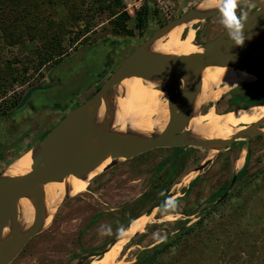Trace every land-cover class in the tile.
<instances>
[{
    "label": "rangeland",
    "instance_id": "1",
    "mask_svg": "<svg viewBox=\"0 0 264 264\" xmlns=\"http://www.w3.org/2000/svg\"><path fill=\"white\" fill-rule=\"evenodd\" d=\"M108 1L4 0V12L0 11V92H4V95L0 103L1 100L15 98L18 93L23 98L30 88L41 84L46 86L53 83L56 86L34 92L29 107H25L26 104L12 115L0 119V149L7 145L12 147L0 156V172L27 149L35 148L49 130L72 108L86 100L138 45L201 0H172L170 19L148 11L140 26L137 19L138 16H145L141 14L143 8L129 16L122 11L121 5L118 13L127 15L122 24L124 30L130 32L120 34L108 32L106 26L110 25V21L106 20L107 10L95 14V9L98 11L100 5ZM9 2L14 4L9 5ZM255 10L237 7V12H242L244 17ZM87 25L89 30L83 31ZM192 28L195 31L192 42L200 46L211 40L224 26L218 12L198 21ZM185 31L183 29L178 37L182 38ZM46 42L51 43L50 47L54 50L61 45L67 49V53L35 70L36 60L40 59L38 55L43 53ZM23 65L28 67L25 76L29 77V81L10 87L12 75L22 70ZM249 87V84H244L228 92L229 95L226 93L219 97L221 101H216L214 106L216 114H221L218 112L227 108L223 99L230 95L236 97L238 104H243L250 92ZM58 89L61 90L59 93L56 92ZM45 96H51L54 102L50 103ZM41 103L46 105L40 107ZM204 112L205 109H202L199 113ZM194 116L185 119L196 121ZM263 141L264 135L256 136L250 138L245 147L244 141L238 140L221 151L216 145L217 154L203 167L200 163L205 158L206 147L160 148L128 160L121 159L86 187L72 192L54 211L46 227L28 240L22 251L18 252L19 255L8 264H88L125 229L132 215L153 214V223L147 226L142 235L133 238L121 254L125 255L123 264H136L143 250L172 237L209 212L211 206L221 202H217L220 197L214 196L219 188L227 184L223 193L226 196L233 193L237 183L235 179L231 185V180L235 174L237 178L245 162L246 148L251 150L248 173L251 175L258 169H264ZM173 148L179 152H172L165 161L158 163ZM241 150L244 153L243 164L240 169H235L234 160ZM198 167L190 187L191 181L180 188L173 187L171 183L180 177L179 173L182 176ZM168 192L171 199L151 212L152 206ZM232 202L235 200L228 197L227 205ZM169 214L172 215L171 220L162 219ZM185 249L186 242H180L159 259L161 263L176 264L193 261V255L179 258ZM207 255L203 260L207 259ZM217 264L230 263L224 260Z\"/></svg>",
    "mask_w": 264,
    "mask_h": 264
},
{
    "label": "bare ground",
    "instance_id": "2",
    "mask_svg": "<svg viewBox=\"0 0 264 264\" xmlns=\"http://www.w3.org/2000/svg\"><path fill=\"white\" fill-rule=\"evenodd\" d=\"M262 3L264 0H256ZM219 0H201L195 6L197 12L213 11L218 7ZM198 19H192L184 23H175L165 28L158 37L141 49L143 57H181L203 52L201 46L193 43L194 30L192 26ZM183 29H186L182 38L178 37ZM195 29V28H194ZM256 43L260 47H251ZM264 29L243 41L242 48L256 55L264 53ZM195 74L191 76L194 80ZM255 78L249 74L234 70L230 67L208 66L203 69L202 79L198 86L191 91L183 108L185 118L196 115L202 102L206 107L205 113L198 120H186L183 124L182 134L185 141L196 140L200 142H212L206 147V155L200 166L211 161L217 154V142H228L232 135L241 130H249L253 124L261 123L264 130V104L251 107L230 109L214 116L213 108L216 100L224 94L244 84H250ZM186 79L173 78L171 84L179 95L183 91ZM163 79L149 77H130L123 79L103 95L99 112L93 121L87 126L80 140V150L92 151L99 148L101 135L108 137L131 136L135 140L146 141L157 136L166 126L170 115L169 92L156 90L155 87L163 85ZM110 108L109 115L106 110ZM80 122V120L78 121ZM252 131V130H250ZM214 142V143H213ZM110 151L93 168L86 171L82 178H76L71 174L64 176L58 182H50L39 185L42 195V206L39 213V231L46 227L52 213L65 198L77 188L86 187L103 170L111 166L121 158H113ZM234 160V168L240 169L243 164V150ZM33 152L27 149L20 157H16L0 172L1 178H11L24 175L31 169V157ZM199 166V167H200ZM185 174L181 181L175 184L180 188L190 182L195 172ZM85 192V191H84ZM36 196L33 191H27L19 201L13 217L9 221L5 231L0 236V244L10 240L13 235L17 238L29 229L35 209ZM172 215H165L164 220H171ZM152 215H140L133 221H129L124 230L115 236L110 243L99 251V256L88 264H123L125 247L130 241L142 235L147 226L153 223ZM128 244V245H127ZM131 249V248H130ZM128 249V250H130Z\"/></svg>",
    "mask_w": 264,
    "mask_h": 264
},
{
    "label": "water",
    "instance_id": "3",
    "mask_svg": "<svg viewBox=\"0 0 264 264\" xmlns=\"http://www.w3.org/2000/svg\"><path fill=\"white\" fill-rule=\"evenodd\" d=\"M195 6L179 17L165 23L138 45L122 60L89 98L72 108L50 129L38 142L36 147L31 149L33 152L31 157L32 164L28 173L11 178L0 177V236L5 231L19 201L25 193L33 191L36 196L34 216L27 232L18 238L13 235L10 240L0 244V264H8L28 240L41 232L39 231V213L42 206V195L38 189L39 185L58 182L68 174L76 178H82L86 171L93 168L110 151H112L111 156L113 158L128 160L159 148L181 146L205 148L211 144L212 142L207 143L196 140L185 141L182 134L185 121L183 108L191 91L201 82L205 67H230L253 76L255 78L253 82L264 81V53L260 56L253 54L251 51H245L242 45H236L229 38L225 29L220 30L211 40L200 45L203 49V52L200 53L181 57L148 58L141 55V49L151 43L170 25L184 23L192 19H198V21L205 20L219 12L218 7L213 11L197 12ZM237 7L256 8L254 12L245 16L242 28L244 39H248L264 29V2L257 3L256 0H250V2L243 0V2L238 3ZM250 46L254 48L260 47L256 43H251ZM261 49L264 50V46H261ZM194 74L195 78L191 80V76ZM135 76L163 79L164 84L156 86L155 89L159 91H165L166 89L169 92L170 115L166 126L157 136L146 141L135 140L128 134L116 138L101 135L98 137L100 143L97 150H80V140L87 126L99 112L103 95L123 79ZM173 78L186 79L183 91L179 95L174 91L171 84ZM48 87L36 86L30 88L23 96L16 110L24 107L34 92L43 91ZM110 112L111 109L108 108L106 114L109 115ZM79 120L80 122H78ZM262 128L261 123L253 124L249 130H241L234 133L228 142L215 144L219 145L220 151L238 140L244 141V146L247 147L250 138L264 135ZM235 179L236 174L232 177L231 185H233ZM225 196L226 193H223L217 202L221 201ZM171 197L170 192H168L152 207L151 211L154 208H159L166 201L170 200Z\"/></svg>",
    "mask_w": 264,
    "mask_h": 264
},
{
    "label": "trees",
    "instance_id": "4",
    "mask_svg": "<svg viewBox=\"0 0 264 264\" xmlns=\"http://www.w3.org/2000/svg\"><path fill=\"white\" fill-rule=\"evenodd\" d=\"M14 2L12 4L9 2V5H13ZM0 4V11L4 12L2 9L5 6L4 0H0ZM100 7L101 9L98 8V11L96 10L97 8L95 9V14H101L103 13L102 11L107 10L106 20L107 22L110 21V25H107L106 28L109 33L130 32L128 30L125 31L122 24L127 15L123 12L118 13V8H121L120 0H109L106 4L100 5ZM147 12L148 9L143 7L141 14L145 16H138L139 26L146 19ZM13 17L16 18V16ZM87 29L89 30L88 25L85 26L83 31ZM50 44L44 45L46 47L43 53H39L40 59L36 60L35 70L43 67L55 57L60 58L67 53V49L61 45H58L59 48L57 47L54 50V48L50 47ZM40 54L44 56H40ZM27 68L26 65H23L22 70H18L13 75L11 74L10 87L15 83L21 85L29 81V77L25 76ZM249 85L250 92L248 91L245 102L238 104L236 97H234L230 102L231 105L227 106L225 110L264 103V81ZM0 95L2 99L4 92H0ZM21 99L22 97L18 93L15 98L1 100L0 119L12 115L20 104ZM250 153L251 150L246 148L245 162L238 172L236 188L230 196L227 195L221 202L211 206L209 212L179 230L172 237L143 250L139 256V262L136 264H176L175 262L161 263L159 257L184 241L186 242V249L179 255V258L184 255L188 257L193 255L195 258L186 264H200V262L203 264H217L222 263L224 260L230 264H264V169H258L251 175L248 173L247 166L250 161ZM226 186L227 184L217 190L214 195L215 198L223 195ZM228 197H232L235 202L227 205ZM186 215L188 216L189 214ZM137 216L132 215L131 220ZM186 239H188V242ZM206 254L209 255H207L208 257L206 256L207 259L203 260Z\"/></svg>",
    "mask_w": 264,
    "mask_h": 264
},
{
    "label": "clouds",
    "instance_id": "5",
    "mask_svg": "<svg viewBox=\"0 0 264 264\" xmlns=\"http://www.w3.org/2000/svg\"><path fill=\"white\" fill-rule=\"evenodd\" d=\"M240 2H243V0H219L218 4L220 22L224 26L229 38L236 45H242L244 41L242 28L245 17L242 12H237V6Z\"/></svg>",
    "mask_w": 264,
    "mask_h": 264
},
{
    "label": "flooded vegetation",
    "instance_id": "6",
    "mask_svg": "<svg viewBox=\"0 0 264 264\" xmlns=\"http://www.w3.org/2000/svg\"><path fill=\"white\" fill-rule=\"evenodd\" d=\"M249 13H252V11H249L248 14H249ZM259 82H260V81H259ZM41 83H42V79H41ZM102 83H103V82H101V84H102ZM101 84H100V85H101ZM250 84H251V83H250ZM100 85H99V86H100ZM41 86H45V85L41 84ZM46 86H50V87H52V86H56V85L53 84V83H49L48 85L46 84ZM50 87H49V88H50ZM98 88H99V87H98ZM98 88H96V89L94 90V92H95ZM60 91H61V90L58 89L56 92L59 93ZM94 92H92V94H93ZM230 93H231V92H230ZM230 93H228V95H229ZM92 94H91V95H92ZM91 95H90V96H91ZM225 95H226V94H225ZM225 95H223V96H225ZM90 96H89V97H90ZM223 96H221L220 98H222ZM45 97H46V100L49 101L50 103H53V102H54V98H52L51 96H48V97L45 96ZM89 97H88V98H89ZM224 99H225V100H224ZM224 99H223V102L225 103V107L231 105V103H230V102L232 101V97H231V95L228 96V97H226V98H224ZM30 100H31V98L28 100L27 106H25V107H29V105L31 104V103H30V102H31ZM218 100H219V98H218L216 101H218ZM219 101H221V99H220ZM204 102H205V101L202 102V106H201L199 112H200L202 109H205V111H206V108H209L208 106L206 107V105L204 104ZM216 103H217V102H216ZM262 104H264V103H262ZM262 104H259V105L262 106ZM44 105H46V104H45V103H41L40 107H44ZM215 105H216V104H215ZM229 110H230V109H229ZM226 111H228V110H223V111L218 112V113H224V112H226ZM199 112L194 116V118H196L195 120H198V119H199L200 117H202V115L205 113V112H204V113L201 114V113H199ZM216 112H217V111L213 108V114H214V116L217 115ZM11 148H12L11 146L7 145V146H5L4 148L0 149V152H1V153H0V156H1V154H4V152L10 150ZM159 149H160V148H159ZM155 150H156V149L151 150V151H148V152H152V151H155ZM181 150L186 151L185 148H182ZM172 152H177V153H178L179 150H177L176 148H175V149H174V148L171 149V151H169L168 153H166L165 156H163V158H160V161H159L158 163H161V162L165 161V159H166L168 156H170ZM145 153H147V152H145ZM143 154H144V153H143ZM140 155H142V154H140ZM138 156H139V155H138ZM121 159H122V158H121ZM121 159L117 160V161H116L115 163H113L111 166H113L114 164H116V163H117L118 161H120ZM201 162H202V161H201ZM200 164H201V163H200ZM111 166H109L108 168H110ZM108 168H106V169H108ZM106 169H105V170H106ZM105 170H103L102 172H104ZM193 171H194V170H193ZM102 172H101V173H102ZM101 173H99L96 177H98ZM185 174H187V173H185ZM185 174H184V175H185ZM184 175L181 176V173L178 174V176H180L181 178H182ZM178 176H177V177H178ZM96 177H95V178H96ZM180 177H179V178H180ZM95 178H94V179H95ZM179 178H178L177 180H179ZM181 178H180V181H181ZM94 179H93V180H94ZM93 180H92V181H93ZM174 180H175V179H174ZM174 180H173L172 183H171V184H173V187L175 186V184H177V182H179V181H177V180H176L177 182L174 181ZM194 180H195V179H194ZM194 180H192L189 184H193ZM92 181H91V182H92ZM167 182H168V181H167ZM89 184H90V183H89ZM185 191H187V190H185ZM67 198H68V197H67ZM67 198H65L63 201H65ZM63 201H62V202H63ZM62 202H61V203H62ZM158 202H159V201H158ZM158 202H157V203H158ZM61 203H59V205H60ZM157 203H156V204H157ZM156 204H155V205H156ZM59 205H58V206H59ZM155 205H154V206H155ZM58 206L56 207V209L58 208ZM161 206H162V205H161ZM161 206H160V207H161ZM56 209H55V210H56ZM55 210H54V211H55ZM152 211H153V210H152ZM152 211H151V212H152ZM151 212H150V213H151ZM53 213H54V212H53ZM53 213H52V214H53ZM142 215H144V214H142ZM145 215H146V214H145ZM147 215H152L153 220H155L154 217H153V214H147ZM51 216H52V215H51ZM138 216H140V215H138ZM138 216H137V217H138ZM50 220H51V219H50ZM50 220H49V221H50ZM130 221H131V220H130ZM21 251H22V250H21ZM21 251H19V253H20ZM19 253L16 255V257L19 255Z\"/></svg>",
    "mask_w": 264,
    "mask_h": 264
},
{
    "label": "built area",
    "instance_id": "7",
    "mask_svg": "<svg viewBox=\"0 0 264 264\" xmlns=\"http://www.w3.org/2000/svg\"><path fill=\"white\" fill-rule=\"evenodd\" d=\"M172 0H120L122 11L132 16L146 7L151 13L162 15L164 19H170Z\"/></svg>",
    "mask_w": 264,
    "mask_h": 264
},
{
    "label": "crops",
    "instance_id": "8",
    "mask_svg": "<svg viewBox=\"0 0 264 264\" xmlns=\"http://www.w3.org/2000/svg\"><path fill=\"white\" fill-rule=\"evenodd\" d=\"M184 175V174H183ZM181 178V177H180Z\"/></svg>",
    "mask_w": 264,
    "mask_h": 264
}]
</instances>
